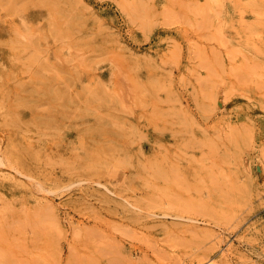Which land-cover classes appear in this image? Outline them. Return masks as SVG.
Masks as SVG:
<instances>
[{
	"label": "rangeland",
	"instance_id": "1",
	"mask_svg": "<svg viewBox=\"0 0 264 264\" xmlns=\"http://www.w3.org/2000/svg\"><path fill=\"white\" fill-rule=\"evenodd\" d=\"M263 1L0 0V264H264Z\"/></svg>",
	"mask_w": 264,
	"mask_h": 264
},
{
	"label": "bare ground",
	"instance_id": "2",
	"mask_svg": "<svg viewBox=\"0 0 264 264\" xmlns=\"http://www.w3.org/2000/svg\"><path fill=\"white\" fill-rule=\"evenodd\" d=\"M232 1V0H231ZM123 2V1H122ZM264 2V1H263ZM199 2H197V4H198ZM219 3V2H218ZM239 3V2H238ZM235 5H237V4H235ZM248 5V4H247ZM251 5V4H250ZM204 6V5H203ZM206 6V5H205ZM204 6V7H205ZM188 7H190V6H188ZM195 6H193V8H194ZM209 7V6H208ZM217 7H219V5L217 6ZM199 9H200V7H198ZM256 8V7H255ZM188 10V9H187ZM191 10V9H190ZM205 10H207V9H205ZM192 11H194V13H195V10H192ZM136 12V11H135ZM137 13V12H136ZM192 13V12H191ZM140 14V13H139ZM196 14V13H195ZM200 14H201V12H200ZM141 16H143V14L141 15ZM204 20V19H203ZM153 23H155L154 22V20H153ZM208 23V22H207ZM203 24V23H202ZM223 26V25H222ZM208 28H209V26H208ZM204 29V28H203ZM254 29H251V31H253ZM250 31V30H249ZM256 31V30H255ZM219 33V32H218ZM91 35V34H90ZM64 44V43H63ZM176 49V48H175ZM73 50V49H72ZM79 50V49H78ZM179 50V49H178ZM180 52V51H179ZM179 52H177V51H175V53L177 54V53H179ZM179 55V54H178ZM83 58H85V57H83ZM254 70V69H253ZM252 70V71H253ZM256 72V71H255ZM255 74V73H254ZM0 155H3V154H0ZM3 158H4V156H3ZM6 160V159H5ZM4 160V161H5ZM1 161V160H0ZM4 161H2V162H4ZM6 162H4V164H5ZM1 164H3V163H1ZM216 243V242H215ZM215 243H214V245H215ZM216 246V245H215ZM218 248V247H217ZM260 257V256H259ZM7 259V258H6ZM260 259V258H259ZM216 263V262H215Z\"/></svg>",
	"mask_w": 264,
	"mask_h": 264
}]
</instances>
